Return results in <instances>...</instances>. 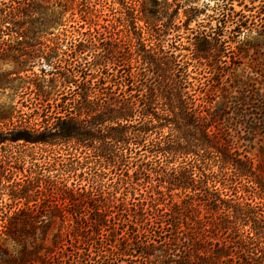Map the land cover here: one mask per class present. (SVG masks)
Segmentation results:
<instances>
[{
	"label": "trees",
	"instance_id": "16d2710c",
	"mask_svg": "<svg viewBox=\"0 0 264 264\" xmlns=\"http://www.w3.org/2000/svg\"><path fill=\"white\" fill-rule=\"evenodd\" d=\"M29 2L0 3V58L13 49L4 36L14 34L17 45L25 37L16 30L20 14L32 18L24 12ZM194 38L209 46L216 41L201 28ZM60 39L54 37L56 48ZM90 45L94 63L83 56L87 46L77 37L63 52L68 58L51 56L48 68L33 73L41 113L10 122V143L48 149L43 163L31 158L20 178L25 158L0 160V180L10 176L11 202L0 206V236L21 245L4 264H133L130 258L146 263L150 257L159 264H264L263 211L237 196L238 185L264 194V169L219 127L225 106L206 111L197 103L187 64L160 40L135 49L124 75L104 72L106 62L96 67L109 51ZM26 71L16 67L14 73ZM56 81L61 87L54 92L42 89L48 83L53 90ZM141 151L158 169L148 191L141 189L143 176L151 180L142 169L149 166L145 158L129 173ZM175 159L182 160L178 167L169 166ZM56 216L62 224L48 241ZM36 225L45 228L42 247L27 251L25 226Z\"/></svg>",
	"mask_w": 264,
	"mask_h": 264
},
{
	"label": "rangeland",
	"instance_id": "374dc122",
	"mask_svg": "<svg viewBox=\"0 0 264 264\" xmlns=\"http://www.w3.org/2000/svg\"><path fill=\"white\" fill-rule=\"evenodd\" d=\"M6 1L0 0V3ZM29 1L28 11L24 12H30L32 18H27L28 13L20 14L21 28L16 30L24 33L25 37L17 45L14 34L4 36L5 43H10L13 49L10 50L9 58H0V160L10 163L11 156L27 160L23 174L18 172L17 178L27 174L26 168L31 158H36L35 162L42 164L48 148L23 145L21 142L10 143L7 140L10 137V122H15L19 115L39 117L41 108L35 107L37 101L34 93L38 82L32 80L33 73L40 74L42 67L48 68L51 56L55 57L53 61L68 58L63 52L69 53L68 44L71 38L77 37L84 39L87 48L83 56L92 63L95 59L90 43L98 51L104 45L109 52L106 57L98 58L96 67H102L106 62L107 70L104 72L117 74L120 69L122 75L130 66L128 63L135 49H148L153 41L160 40L165 49L179 55L182 65L187 64L197 103H203L206 111L225 106L219 127L223 132L227 131L228 139L239 147V151H247L253 163L264 169V0ZM199 28L213 32L215 44L209 46L195 39ZM63 33L68 37L62 36ZM31 34L37 37L31 40ZM58 34L61 45L56 48L54 37ZM90 38L92 42L89 43ZM125 45L131 51H127V47L123 50ZM119 49L120 57L115 61L117 57L114 53ZM16 67L27 71L17 75L14 73ZM54 85L56 88L52 90L47 88L48 83H43L42 89L51 93L61 87L59 81ZM166 133L167 130L164 131ZM145 155H149L148 152L141 151L132 158L133 162L140 160L135 163L136 167L130 168V174L138 170L137 166L142 164ZM144 161H148L149 166H143L142 169L151 180L148 183L143 176L141 189L148 191L149 187L156 184L154 178L158 169L154 168L156 164H150L153 157L145 158ZM172 161L174 163L169 166L178 167L182 160ZM164 164L161 159L160 165ZM216 170L213 168V171ZM6 178L9 182L4 177L0 180V206L11 203L10 176ZM238 186L237 196L252 199V204L259 206L254 207L255 210L263 211L264 215V194L243 185ZM174 199L179 200L176 196ZM61 224L56 216L53 226L48 230V241ZM25 229L30 233L24 238L26 250L42 247L45 228L36 225L25 226ZM20 250V244L0 236V264H4L8 257L11 261ZM44 254V250L39 251V255ZM121 257L127 259L128 256ZM108 258L113 260L115 256L109 255ZM130 259L133 264H159L153 257L147 259L146 263ZM120 264L127 262L123 260Z\"/></svg>",
	"mask_w": 264,
	"mask_h": 264
}]
</instances>
